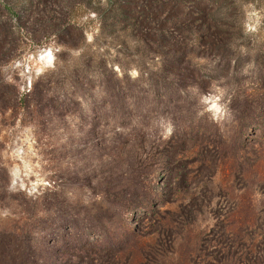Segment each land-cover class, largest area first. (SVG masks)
Instances as JSON below:
<instances>
[{
	"label": "rangeland",
	"instance_id": "obj_1",
	"mask_svg": "<svg viewBox=\"0 0 264 264\" xmlns=\"http://www.w3.org/2000/svg\"><path fill=\"white\" fill-rule=\"evenodd\" d=\"M0 264H264V0H0Z\"/></svg>",
	"mask_w": 264,
	"mask_h": 264
}]
</instances>
